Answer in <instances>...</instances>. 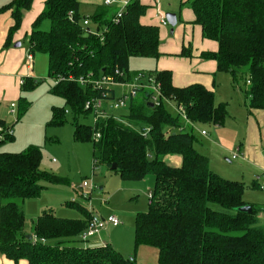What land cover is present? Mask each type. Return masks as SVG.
I'll list each match as a JSON object with an SVG mask.
<instances>
[{
	"label": "trees",
	"instance_id": "16d2710c",
	"mask_svg": "<svg viewBox=\"0 0 264 264\" xmlns=\"http://www.w3.org/2000/svg\"><path fill=\"white\" fill-rule=\"evenodd\" d=\"M33 0H12L0 7L11 10L10 26L3 47L19 29L23 13ZM194 12V23L201 26L202 37L217 42L215 52L201 56L216 61L217 71L231 75L234 85L245 78L247 107L251 113L264 109V0H187ZM79 0H44V6L31 25L29 51L46 53L49 76L64 77L50 92L65 101L61 110L52 108V122H65V110L75 120L74 138L92 141L93 168L97 163L125 180L153 176L148 209L135 216V245L157 249L159 264H264V207L243 199L246 184L220 176L209 167L207 155L194 146L192 127L184 124L166 104L149 106L146 96L132 102L121 120L101 118L96 125L100 138L93 140V127L78 123L84 101L94 95L90 86L70 81L68 76L97 78L115 68L128 70L131 57L157 58L158 26L143 24L140 17L147 6L130 0L118 21H113L112 6L100 5L90 22L83 25ZM50 20L49 30L39 24ZM95 24L92 30L89 25ZM164 95L185 108L193 124L222 125L227 116L223 102L215 103L214 92L201 84L176 87L170 70H154ZM36 85L33 78L24 80ZM20 100L24 98L20 96ZM26 109H21L24 112ZM20 111V112H21ZM150 126L146 137L140 128ZM3 133L8 127L0 119ZM13 136V135H12ZM0 139V145L5 140ZM178 154L181 163L169 165L167 155ZM42 153L30 146L22 151L0 150V255L28 264H137L108 243L80 246L77 240L91 217L90 211L74 200L82 218L58 216L52 208L43 209L25 230V215L19 204L40 195L42 182L67 181L41 169ZM258 186L255 181L251 187ZM245 205L250 212L242 211ZM31 235L33 239L26 236Z\"/></svg>",
	"mask_w": 264,
	"mask_h": 264
},
{
	"label": "rangeland",
	"instance_id": "374dc122",
	"mask_svg": "<svg viewBox=\"0 0 264 264\" xmlns=\"http://www.w3.org/2000/svg\"><path fill=\"white\" fill-rule=\"evenodd\" d=\"M11 1L0 0V7ZM81 6L80 13L83 17L94 14L91 4L82 3ZM112 8L115 9V6ZM165 13L173 12L164 10V15ZM89 27L96 32L95 24L91 23ZM39 28L49 30L50 20L43 18ZM179 33L183 35L184 31L181 29ZM17 42H20V47L25 49L27 54L28 34L21 36ZM32 54L34 57L32 78L38 80V83L33 86L27 83L22 88L24 99L15 103L13 112L8 110L2 117L7 121L8 127L15 131V139L5 140L0 145V150L16 152L30 146L39 147L42 153L41 169L52 172L65 179L67 183L42 182L44 188L39 196L19 202L26 219V232L31 231L32 221L43 209L52 208L54 213L61 217L82 218V214L76 208L66 205V202L74 200L84 205L91 215L99 220L114 215L120 221L117 227L108 226L86 241L81 240L79 236L78 245L86 247L99 245L96 244L98 242L108 243L122 255L134 258L137 264H158L156 248L147 245L136 247L134 236L136 214L148 209L153 176L149 174L142 180H125L120 177L118 171L111 170L102 163H97L93 168L92 141H80L74 138L73 115L66 113L63 124L57 125L52 122V108L61 110L65 107V101L50 92L55 82L49 76L47 54L38 51ZM150 60L148 63L142 57H133L129 61L128 68L130 71L149 73L154 71L150 68L153 63ZM246 87L244 76L239 78L237 85H234L229 73H218L215 101L217 103L223 101L227 104L229 116L218 128H214L213 124H196L192 128V133L195 137V148L209 156L210 169L224 178L244 181L247 185L243 199L248 204L264 207V169L250 170L249 163L243 162L240 158L231 159V155L237 152L241 142L244 143L246 104H248ZM21 109L26 110L22 112ZM128 111L129 107H125L114 110L113 114L119 117L127 114ZM77 121L90 125L92 122L90 115H80ZM201 130L208 132V138L200 134ZM91 137L93 139V136ZM177 160H180L178 154L165 157L169 165H175L174 162ZM252 179L258 182L256 188L248 186ZM84 181L95 185V188L90 191L83 190L80 186ZM84 191L87 192L86 197L83 196ZM95 237L99 238L97 242H94Z\"/></svg>",
	"mask_w": 264,
	"mask_h": 264
},
{
	"label": "crops",
	"instance_id": "0c3cea01",
	"mask_svg": "<svg viewBox=\"0 0 264 264\" xmlns=\"http://www.w3.org/2000/svg\"><path fill=\"white\" fill-rule=\"evenodd\" d=\"M121 1L122 0H116V3L114 4L115 12L119 6V2ZM139 1L141 4L147 6L145 13L140 17V22L143 24L156 25L159 30L158 48L160 55L157 58H142L146 59L148 63L149 60L152 59L150 61L153 63L151 66L149 65L150 68H153L152 70H170L171 81L174 86L185 87L191 84H201L205 88L214 92L215 100L217 75L222 72L217 71L215 60L203 58L201 54L203 52H215L218 45L216 41L202 37L201 26L194 23L195 15L189 5V2H187V0ZM79 2V12L82 9V3L91 4L94 12L97 10L98 6L102 5L100 0H79ZM43 6L44 0H33L31 8L23 13L21 25L19 29L14 32L11 37V42L7 47H3V45L8 35L9 28L13 24V19L11 16V10L0 12V119L4 120L5 126L7 125L6 127L9 125L2 117L7 114L8 110L11 111V103L15 104L17 101H20L19 98L22 96V84L20 83V80L22 79L24 81L26 78H32V75H34V57L32 63H28L26 59V50L20 47L21 44L19 47L14 46V44L21 39V36L25 34L29 35L32 22L41 12ZM114 6L112 5V7ZM164 10H166V12H173L176 16L177 22L173 27L172 33H170L171 27L164 17ZM163 18L166 23L162 22ZM168 27L170 28L168 29ZM181 29L184 31L183 35L179 33ZM129 72L132 73L135 71L129 70ZM222 80H224V78H222ZM34 82H36V80H34ZM248 101L249 98L247 102ZM215 103L217 102L215 101ZM228 114L227 110V116H229ZM213 126L214 128L220 127L219 125ZM2 130L3 129L0 127V132ZM244 130V143L241 142L240 146L237 148V152L239 153L238 158H240L243 162L249 163L251 165L250 170L264 169V109L254 110L250 113L246 104V120ZM202 136L208 138L209 134L207 132L206 135ZM12 137V140L15 139V131H13ZM207 157L209 161V156L207 155ZM179 162H181V157L180 160L174 162L175 165L173 166H178ZM255 181L257 182L256 179H252L248 186L251 187V184ZM97 240H99V238L95 237L94 242H97ZM96 244L100 245L102 243L98 242ZM0 264H28V262L25 259H20L17 263H15L12 260L7 259L5 256L0 255Z\"/></svg>",
	"mask_w": 264,
	"mask_h": 264
},
{
	"label": "built area",
	"instance_id": "2783aa9c",
	"mask_svg": "<svg viewBox=\"0 0 264 264\" xmlns=\"http://www.w3.org/2000/svg\"><path fill=\"white\" fill-rule=\"evenodd\" d=\"M103 5L112 6L116 3V0H100ZM128 0H122L119 2V6L114 13L112 20L118 21L122 16ZM90 18L84 17L82 23L84 26L89 24ZM163 23H166L165 19H162ZM28 63H32L33 54L28 51L26 54ZM91 74L87 76L73 77L68 76L67 79L70 81H76L82 86H90L94 90V95L87 98L83 103V109L89 112L91 116V126L93 127V140L100 138V132L96 130L97 122L101 118L112 117L117 120H121L123 116H115L114 110H118L125 107H130L132 102L137 98H143L146 96V100L152 103L153 106H161L162 104L168 105V107L177 114L184 124L194 127L193 124L187 117L185 108L182 104L175 103L172 99L167 98L161 88V83L156 79L154 73H147L143 71L129 72L123 69L115 68L113 72L103 74L97 78H91ZM66 79L59 77L54 79L55 84L60 80ZM23 80L20 83L23 84ZM117 91L118 94H117ZM14 103H11V111H14ZM67 113L68 111L65 110ZM150 131V126H143L140 128V133L143 137H146ZM201 135H206L205 130L200 131ZM13 135V129L8 127L3 133H0V139L11 137ZM239 157L238 152H234L231 155V159H237ZM264 175V171H263ZM83 190L88 189L89 191L95 188V185L89 184L84 181L81 186ZM83 196H87V192L84 191ZM150 196V194H149ZM91 214V213H90ZM264 218V214L262 216ZM120 224L119 219L111 215L108 218H102L101 220L91 215L86 228L81 232L80 239L86 241L88 238L95 234H98L101 230H105L108 226L116 227ZM35 241L36 237L32 238ZM104 244V243H102Z\"/></svg>",
	"mask_w": 264,
	"mask_h": 264
},
{
	"label": "water",
	"instance_id": "95a60500",
	"mask_svg": "<svg viewBox=\"0 0 264 264\" xmlns=\"http://www.w3.org/2000/svg\"><path fill=\"white\" fill-rule=\"evenodd\" d=\"M164 17H165L167 23L170 25V27H171V28H170V33H172V31H173V27L176 25V22H177V20H176V16H175L174 13H165ZM14 46L19 47V46H20V42H16V43L14 44ZM149 106L152 107L153 104H152V103H149ZM110 168H111V170H114V169L116 168V165L113 164ZM241 210H242V211H246V212H250V211H251V207H250L249 205H245V206H243V207L241 208ZM26 237H27L28 239H31V238H32L31 235H27Z\"/></svg>",
	"mask_w": 264,
	"mask_h": 264
}]
</instances>
